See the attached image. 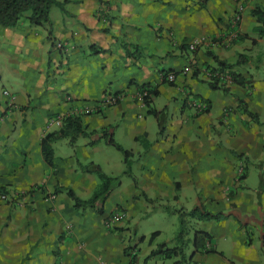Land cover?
Listing matches in <instances>:
<instances>
[{
  "label": "crops",
  "instance_id": "crops-1",
  "mask_svg": "<svg viewBox=\"0 0 264 264\" xmlns=\"http://www.w3.org/2000/svg\"><path fill=\"white\" fill-rule=\"evenodd\" d=\"M56 3L50 15L51 35L47 30L46 38L41 33L40 38H27L19 26L7 29L14 38H0V189L38 188L24 199L26 207L15 211L12 223L11 235L26 236V250L40 247L44 252L32 257L28 252L26 264H43L40 259L49 254L53 257L47 264H96L92 233L101 234L106 264H173L181 257L167 258L165 250L180 247L177 238L161 243L162 230L137 232L133 238L124 224L151 212L147 204L155 217L168 219L160 209L168 204L176 231L179 214L172 203L185 210L187 203L205 208V202L212 203L209 212L227 218L200 220L197 228L210 235L205 245L211 242V253L196 248L195 231L190 264H264V78L257 75L264 68V55H256L258 65L253 56L264 42L262 34H255L261 23L253 12L264 10V0ZM235 14L242 19L237 37L231 39ZM52 29L59 38H53ZM60 42L64 47L58 49ZM194 43L196 50L191 51ZM135 46L143 51L141 58L134 55ZM215 58L232 68H219ZM209 70L239 78L219 84L223 89L201 86L200 81L210 84ZM168 71L177 74L172 85L164 80ZM143 84L159 91L153 99L160 112L157 118L141 106L138 87ZM5 90L16 107H8ZM108 94L122 100L116 106L98 107L95 113L83 110ZM163 96L167 105L157 107ZM193 98L206 102L208 112L197 113ZM69 117L80 118L84 134L53 143L50 166L42 140L60 129L54 119ZM106 135L131 152L132 162V174H122L127 183L121 181L110 197L118 190L129 197L133 188L142 187L145 190L134 191L132 199L143 204L136 211L115 209L93 217L75 209L66 192L56 189H73L84 198L76 191L79 187L90 194L97 186L95 174L84 168L90 163L102 170L107 165L126 171L124 157L115 161L106 156L111 154ZM209 175L217 194H202L200 187L209 185ZM119 211L126 217L114 223ZM155 232L160 234L151 237ZM52 244L58 248L51 249Z\"/></svg>",
  "mask_w": 264,
  "mask_h": 264
},
{
  "label": "rangeland",
  "instance_id": "rangeland-1",
  "mask_svg": "<svg viewBox=\"0 0 264 264\" xmlns=\"http://www.w3.org/2000/svg\"><path fill=\"white\" fill-rule=\"evenodd\" d=\"M24 28L23 33L24 35H28L27 38H40L38 36V34H42L45 37L44 32L47 31L49 34V29L50 27L45 26V27H36V26H32L30 25L28 22L23 21L20 25V28ZM28 29H31L30 31ZM53 38H59L56 33L54 32V30H51ZM257 33V34H256ZM255 34L257 36H261V33L259 32H255ZM51 35V33L49 34ZM264 36V34L262 35ZM0 38H14L13 36H10L8 34L7 29L0 27ZM258 39V38H257ZM249 54V53H247ZM261 54L264 55V42L259 45L256 49H255V54L254 56V63L255 65H258V63L256 62V55ZM251 55V54H249ZM255 72V70H254ZM53 77L55 76V69L52 68L51 69V73H50ZM257 75L264 78V68H259V71L257 72ZM58 77V76H56ZM53 83V80H52ZM201 86L205 85V86H209L208 83H204L202 81H200ZM179 97L178 96L176 98V100H174L172 102V104L174 105V103L179 102ZM168 103V100L165 96H163L161 99H159L157 101V103L155 104L157 107H165ZM178 105H174V107H177ZM154 107V105H153ZM155 108V107H154ZM152 119V118H151ZM150 119V120H151ZM109 151H111V154H107L106 156L108 158H112L118 160V158L121 157V159H123V153L120 152L119 150H117L115 147L110 146ZM104 156V157H106ZM104 169L103 172H107L108 175L110 176H114V177H121V181H123L124 183H127L125 177L122 175L124 174V169H120V170H116V169H111L109 168V166L104 165ZM138 173L141 175V177H143V172L138 171ZM203 176L206 175V172H203ZM208 176V175H207ZM210 176V175H209ZM96 180H97V186L95 187L94 190H92V192L90 194H86L83 190H81L79 187H76V191L79 195H82L81 198L83 200H88L92 197V195L94 194V192L99 188L100 186V179L97 175H95ZM210 178V183L208 186H202L200 187V189L202 190V194H205V192L210 191L213 192L215 194H217V189L215 188V181L214 179ZM235 187H233L231 190H234ZM38 190V188H31L29 191H24V192H15V191H11L10 189H0V264H20V263H25L26 264V259L28 258L27 253L29 252L32 256H36L37 253H39L38 251L40 250V253H43L42 248H35L33 251H29L26 250L27 247V242L25 241L26 237L24 235H18L16 233H13V235H11V230L14 231V227L12 226V223L14 224V217H15V211L20 212L21 209H24V207H26V203L24 201V199L29 196L30 194H34L35 191ZM145 189L142 187H136L133 188L131 191V195L129 197H126L125 194H121L119 193V190L116 191V193L111 196L107 201V203H105V212L110 213L111 211H114L115 209H125L127 211H136V209L138 207L142 206V202L139 203L136 200L132 199V194L134 191L139 192V191H144ZM73 202V201H72ZM13 205V206H10ZM172 205H174L176 207V209L178 210V216L176 217L177 219H175V223L177 224V228L175 229L176 231H174V228L172 226V223L174 222L173 218V214H170L172 212H170V209L162 211L167 215L168 219H164L163 217H155L156 216V212L155 210H153V207L149 204H147L148 208H150V210H152L151 212L148 213H140L137 214L136 216H134L131 219V222L125 223V229L127 228L130 233L129 236L135 238L137 232L139 234H144L146 232H148V235L151 234V232L157 231V230H162L163 235L161 237V243H164L166 240H170L171 238H177L180 230H181V222L182 219L185 220L186 222V234L184 236V247H185V252L186 255L184 258H182V262H185L184 264H186L187 261H190V259H188V256H190L193 251H194V233L195 231L198 230L197 227L200 226V215H196V217H192V216H186L184 211H188V212H192L194 209H196V207L193 204H186L187 208H185V210L183 209L182 204H177V203H172ZM212 203L210 202H205L204 204H202V206L205 207V210L210 209ZM10 206L9 208L12 207V212L5 211V208ZM73 206H74V202H73ZM171 208L168 204H166L165 208ZM187 209V210H186ZM204 209V208H203ZM87 213L92 214L93 217H98L100 215L97 214V212L93 209H88L86 210ZM202 211V209L200 208V212ZM208 211V210H207ZM12 213V215H11ZM162 214V213H159ZM181 215V216H180ZM224 219H226V217H224ZM206 222V221H205ZM199 223V224H198ZM236 223V222H234ZM201 228V227H200ZM10 231V232H9ZM151 231V232H149ZM89 238L93 239L91 242V248L92 250L96 253V261L98 262L99 259L104 260L106 255L105 252L106 250H102L103 248V241H102V237L100 233H92L89 235ZM44 239V238H43ZM215 241V240H214ZM179 242V241H178ZM180 245H182V242H179ZM24 246V247H23ZM51 249L54 248H58L57 244L55 245H49ZM212 248V244L211 242H208V244L205 245L204 248H202L200 250V253H208L207 251H210V249ZM98 251V252H97ZM214 254V253H212ZM43 257L45 259H43ZM42 259H40L42 261L43 264H47L48 260H50L53 256L52 254H49L48 256L43 255ZM174 261H176L177 259H173ZM96 262V264H97ZM35 264H41L39 261H34Z\"/></svg>",
  "mask_w": 264,
  "mask_h": 264
},
{
  "label": "trees",
  "instance_id": "trees-1",
  "mask_svg": "<svg viewBox=\"0 0 264 264\" xmlns=\"http://www.w3.org/2000/svg\"><path fill=\"white\" fill-rule=\"evenodd\" d=\"M56 0H0V27L5 29L10 28H18L23 21L28 22L32 26L36 27H45L51 25V11L52 8L56 5ZM253 14L257 17L258 21L261 23V27L256 28L255 32H260L262 35L264 34V10L261 8H256ZM135 54L139 58L143 56V51L140 50L138 46L134 47ZM243 56H240V58ZM242 59V58H241ZM219 68H229L231 69V65L227 62L220 61L219 59L215 58ZM170 73L169 71L166 74ZM234 81H238L239 76L236 74H232ZM166 83L172 85L174 83H170L165 81ZM209 86L212 89H223L222 86H219V82H209ZM139 93L143 96L144 103L148 107V114L154 117H158L160 112L153 107V99L154 97L159 96L158 89L152 88L148 84H143L138 87ZM206 103V102H205ZM207 105V104H206ZM209 106L207 105V109L202 111L201 109L196 108L197 113H206L208 112ZM63 126L55 132L48 133L42 140V153L46 163L50 166L54 165V150H53V143L63 140L65 138L74 139L78 135H83L84 132L82 131V124L79 117L76 118H65L63 119ZM103 138L109 143V145L115 147L117 150L123 153L125 158L126 164V171L124 172L126 175H131L132 170V162L130 160L131 152L125 150L121 145L115 142L112 137L103 136ZM88 172L97 175L100 179V186L94 192L92 197L88 200L81 199L73 189H66L57 187L56 193L58 192H66L67 196L74 202V208L82 211H86L89 208L93 209L97 212L98 215L105 214V203L114 191L116 187L121 185V180L118 177H112L108 174L104 173L102 168L94 163H90L84 166ZM200 208L202 211L200 212ZM162 211L168 210L165 206L160 208ZM188 216L196 217V215H200V220L203 221H219L225 220L223 213H212L205 208L196 207L192 212L187 214ZM227 218V217H226ZM186 222L182 219L181 222V230L177 237L178 241L182 242L180 247L166 249L165 256L167 258H179L181 259L176 260L173 264H184L182 262V258L185 257V247H184V236L186 234ZM160 232H155L152 234L151 237H157ZM210 235L202 230H197L195 234V244L196 248H203L205 247V241L210 239ZM144 239V238H143ZM211 253V251H207ZM213 252V251H212ZM186 264H190V261H187Z\"/></svg>",
  "mask_w": 264,
  "mask_h": 264
},
{
  "label": "built area",
  "instance_id": "built-area-1",
  "mask_svg": "<svg viewBox=\"0 0 264 264\" xmlns=\"http://www.w3.org/2000/svg\"><path fill=\"white\" fill-rule=\"evenodd\" d=\"M242 17L240 16V14H235L232 22H231V33L228 35L231 39L232 38H236L238 31H239V25H240V21H241ZM214 41L212 40L211 43H213ZM200 43H205V44H209L210 42H208L207 40H201ZM196 46L197 43H194L192 45H190V50L191 51H195L196 50ZM58 48H63V44H58L57 45ZM206 77L207 79L211 82H219V84H229L233 81V76L231 74H228V72H221L218 70H209L208 72H206ZM165 81H168L170 83H174L177 79V76L175 73H168L165 74L164 77ZM3 95L5 97H7L9 99V104L8 107L9 108H14L15 107V98L12 96V94H10L9 91H4ZM139 98L142 102L141 106L142 108H146V105L144 104V99L143 96L139 93ZM122 100V97L120 95H106L104 97V99L101 102H98L95 107H91V106H85L84 107V111H86L87 113L89 112H95L96 109H98V107H112L117 105L120 101ZM192 103L197 106V108L200 110H205L206 106L202 103L199 102L198 100H196L195 98L192 99ZM53 125L61 128L63 126V118H56L53 120ZM126 217V214L124 212H118L115 214V218H114V223H116V221L120 222L123 221L124 218ZM97 264H106V262L102 259H99Z\"/></svg>",
  "mask_w": 264,
  "mask_h": 264
},
{
  "label": "clouds",
  "instance_id": "clouds-1",
  "mask_svg": "<svg viewBox=\"0 0 264 264\" xmlns=\"http://www.w3.org/2000/svg\"><path fill=\"white\" fill-rule=\"evenodd\" d=\"M61 43V42H60ZM60 43H58V44H60ZM57 44V45H58ZM61 44H63V47H64V43H61ZM58 48V47H57ZM58 49H61V48H58ZM174 73V72H173ZM176 74V73H175ZM176 76H177V74H176ZM164 77H165V75H164ZM165 80V79H164ZM209 81V80H208ZM176 82V81H175ZM6 91V90H5ZM139 93V92H138ZM116 95V94H115ZM7 98V97H6ZM205 106H206V109H207V105L204 103V102H202ZM119 104V103H118ZM145 104V103H144ZM146 105V104H145ZM116 106V105H115ZM15 107H16V104H15ZM147 107V106H146ZM107 108H109V107H107ZM148 108V107H147ZM205 109V110H206ZM205 110H202V111H205ZM96 112V111H95ZM95 112H90V113H95ZM64 119V118H63ZM64 121V120H63ZM59 128V127H58ZM119 212H123V211H119Z\"/></svg>",
  "mask_w": 264,
  "mask_h": 264
}]
</instances>
